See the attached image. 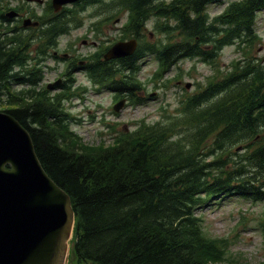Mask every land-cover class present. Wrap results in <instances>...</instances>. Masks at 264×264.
Masks as SVG:
<instances>
[{
    "label": "trees",
    "instance_id": "1",
    "mask_svg": "<svg viewBox=\"0 0 264 264\" xmlns=\"http://www.w3.org/2000/svg\"><path fill=\"white\" fill-rule=\"evenodd\" d=\"M111 1L127 11L122 37H135L137 48L109 62L96 51L81 65V57L70 53L65 59L48 51L60 32L78 25L81 6L53 13L48 4L42 17L30 10L45 26L42 32L12 24L6 15L10 7L0 9V99L13 93L34 99L3 111L28 131L41 166L70 197L75 218L71 264H214L223 257L226 241L205 234L198 211L212 198L233 192L264 201V59L244 51L227 68L218 65L208 83L188 96L181 117L141 122L133 132L119 134L117 146L99 152H77L61 143L66 139L84 148L69 126L74 117L65 123L69 118L62 116L64 101L80 98L87 87L60 84L61 91L50 96L38 85L49 59L66 60V81L85 68L96 90L125 91L140 102L145 84L136 74L142 58L158 56L152 77L158 80L180 58L215 63L225 45L253 47L260 39L254 19L264 10V0H232L214 16L207 6L224 0ZM13 8L19 11V5ZM151 17L155 40L145 32ZM32 40L39 57L27 55ZM30 58L33 64L24 67ZM239 146L245 150L236 153ZM259 224L264 235V217Z\"/></svg>",
    "mask_w": 264,
    "mask_h": 264
},
{
    "label": "rangeland",
    "instance_id": "2",
    "mask_svg": "<svg viewBox=\"0 0 264 264\" xmlns=\"http://www.w3.org/2000/svg\"><path fill=\"white\" fill-rule=\"evenodd\" d=\"M39 1L43 4H40ZM46 1L0 0V9L4 7L5 9L6 7L14 9L13 6L19 5L18 9L21 15L19 14L17 17H15V14L11 15L10 18L13 21L11 23H18L24 28L29 26L31 21H35L29 12L30 10L35 9V16L42 17V8L46 6ZM230 1L232 0L209 4L207 6L209 16L222 12ZM105 2L107 4L93 3L85 5L86 3L83 0L77 1L76 7L81 6L75 18V20L78 19L76 21L78 25L72 23L74 29L69 34L61 35L56 43L48 46V51L56 50L61 53L66 50V53L72 52L77 57H81L82 60H87V57H91L96 51L104 52L106 50L105 46L112 41L115 42H112L110 47H113L115 43L131 41V38L122 37V28L125 29L127 26V11L122 5L120 7L119 4H116L118 1L114 3L111 0H106ZM68 3H65V5H68L67 7L70 6ZM26 20L30 22L28 25L24 23ZM99 20H101L99 26L94 29L92 25ZM153 23L154 19L152 18L145 20L148 32H153ZM254 25L260 39L252 45L253 47L245 46L239 50L240 48L237 49L236 45H225L219 51V59H214L215 64L212 60L207 63L191 58L181 59L175 66H170V70L165 74L162 81H156L157 86L153 82H149V78L157 66L156 61L152 56L145 57L142 60L140 70L136 74L138 80L146 84L145 88L143 87L141 90L146 96L145 101L136 106L126 103L127 105L125 104L118 111V115H114L111 111L115 100L114 95L104 90H96L94 86L90 85L82 71H76L73 73L72 80L66 81L62 74H58L63 69L61 68L62 64L48 60L46 65L53 66V68H51L52 70L45 69L44 77L39 82L38 87L42 88L44 86L47 89L45 92L50 96L61 91L59 89L60 82L69 85L73 90H75V87H79L75 86L76 84H83L87 87V90L79 91L80 98L64 101L63 111L66 116H62L69 118L64 120L65 123L70 120V115L74 117V120L71 121L72 124L69 122V126L79 136V141L84 145V148L74 146L72 145L73 142L65 141L66 139L61 140V143L65 142L63 145L67 144L69 148L77 152L89 153L90 148L97 149V152H99L117 146L113 136L122 131L127 133L126 131L134 127L132 121L144 118L150 122L162 117L166 118L168 115H177L184 98L208 83L210 77L216 71L214 69L216 65L217 67L219 65L222 68H227L231 60L242 58V52L244 51L245 53L251 51L256 57L264 59V10H259L256 13ZM38 28L42 32L45 26L40 23ZM151 38H155L154 34H151ZM93 44H100V47L95 49ZM29 48L28 57H39L35 55V51L38 49L35 41L30 43ZM100 54L98 55L100 56ZM31 64H33V58L25 61L24 67L31 66ZM59 78L61 81L57 82ZM186 84H188V87H185ZM19 88L20 86L17 85L14 89ZM148 93H150V97ZM8 98L3 96L0 99V111L34 101V99L25 98L21 94L17 95V93H13L12 97ZM75 118L80 119V122H74ZM107 123L114 126V132L110 131L111 129ZM234 151L241 153L244 148L239 147ZM232 157L237 159L234 154H232ZM234 193L226 195L221 201L218 200L219 198H212L206 206L198 211V214L203 218L205 234L212 238H223L226 241L223 257L215 261L214 264H264V236L258 227V218L263 214L264 202L254 201Z\"/></svg>",
    "mask_w": 264,
    "mask_h": 264
},
{
    "label": "water",
    "instance_id": "3",
    "mask_svg": "<svg viewBox=\"0 0 264 264\" xmlns=\"http://www.w3.org/2000/svg\"><path fill=\"white\" fill-rule=\"evenodd\" d=\"M135 46L114 44L105 58L132 54ZM73 221L70 197L41 166L28 131L0 111V264H66Z\"/></svg>",
    "mask_w": 264,
    "mask_h": 264
}]
</instances>
